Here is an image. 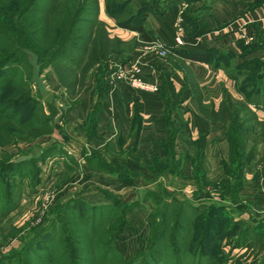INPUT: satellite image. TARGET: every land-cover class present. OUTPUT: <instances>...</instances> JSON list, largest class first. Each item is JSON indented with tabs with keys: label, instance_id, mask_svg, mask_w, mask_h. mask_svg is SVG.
<instances>
[{
	"label": "trees",
	"instance_id": "trees-1",
	"mask_svg": "<svg viewBox=\"0 0 264 264\" xmlns=\"http://www.w3.org/2000/svg\"><path fill=\"white\" fill-rule=\"evenodd\" d=\"M102 1L104 13L114 20L118 28L134 32L141 43H150L157 39L146 27L147 16L150 14L148 11L143 8H134L129 0ZM90 2V0H0L1 148L23 143L29 140V136H39V133L50 132L58 126V123L54 124L52 118L45 112L41 93H32V87L29 85L32 76L30 75L27 79L22 73L20 74L21 65L19 64L26 61V57L29 56L22 48L38 53L39 60L41 56L47 55L49 64H53L60 58H67L68 63L77 68L86 61L90 51L95 52L96 62H103L109 52V46L117 48L123 43L116 37L110 40L103 26H101L103 32L100 34L94 35L90 32L80 34L82 25L89 22H85L82 16L89 12L92 16L98 14V3ZM211 4L198 15L197 19L207 13ZM168 50L169 56L180 60L205 62L216 68H223L227 76L235 80L238 79V73L242 71V68H245V65L237 67L233 65L230 58L234 56L226 50L209 48L204 52H194L174 47ZM254 77H256L255 74L248 80L241 79L239 90L243 94V99L222 95V101L216 112L202 106L197 83L191 76L188 77L198 109L214 119H222L223 116L227 119L224 128L227 155L221 160V165L226 178L225 182L229 183L227 179L232 182L227 187L234 195L230 197L232 200L236 199L238 191L244 184V170L252 161L255 148L253 138L250 137L260 134L255 131L256 128L261 133L264 132V124L258 121L257 115L251 109V107H264L261 94L247 83L253 81ZM161 83L169 87L167 90L164 86L157 89L161 93L164 104L165 139L162 142V155L153 157L147 166L149 172L154 178L167 174L172 178L173 176L181 177L184 163L188 160L193 180L207 185L209 182L204 175L203 142L200 139L198 142L192 140L185 146L184 152L177 153L175 150L177 128L171 121L170 111L172 107L177 109L180 100L178 93L174 91L166 77ZM177 100L179 101L176 105ZM98 110L99 106L89 119H96ZM40 130L43 131L40 132ZM250 139L252 143L249 142ZM181 154L184 156L182 163L179 159ZM9 159L7 156L5 170L20 169L23 163L31 160L30 158L21 162H9ZM163 194H166L165 191H159L153 198L156 210L149 215L151 226L147 248L129 258L117 252L114 240L124 228L125 214L131 209L133 201L122 202L117 199L113 206L91 207L98 209L95 211L92 209L89 212L74 214L66 208L61 210V217L64 220L61 239L58 240L48 227L42 228L33 237L39 239L38 243L42 242L43 237H51L50 247L43 246L42 251L36 252L34 243L30 241L31 243L28 242L18 249L15 260L4 257L0 264H236L232 263L233 250L252 244L249 240V232L245 229L238 231L242 218L235 219L226 212L222 218L215 216L216 223H213L209 215L200 219L193 215L190 229H187L185 219L178 212L174 216L176 217L174 225L169 230L165 215L171 205L163 200ZM104 207H111V210L106 212L103 210ZM210 208L217 211L223 209L222 206L219 208L210 206ZM168 230L171 234L169 240ZM253 230L255 231L254 243H256L261 233L255 224ZM227 236L229 238L225 246L229 245V247L222 249L220 242ZM254 262L251 264H264V257Z\"/></svg>",
	"mask_w": 264,
	"mask_h": 264
},
{
	"label": "rangeland",
	"instance_id": "rangeland-1",
	"mask_svg": "<svg viewBox=\"0 0 264 264\" xmlns=\"http://www.w3.org/2000/svg\"><path fill=\"white\" fill-rule=\"evenodd\" d=\"M90 1V3H98L99 8V3H101L99 0ZM129 1H131L134 8H143L151 15H164L174 18V15L177 14L181 17L183 24L189 26L191 34L194 33L198 15L203 13L213 2V0ZM173 12L176 13L173 15ZM82 18H84L85 22H89L84 26L82 25L79 31L80 34H88V32L94 35L95 33L100 34L103 32L101 26L106 29L105 24L99 21L98 14L97 16H92L89 12L84 14ZM96 18L99 23H96ZM108 34L110 40L115 38L114 35L111 36V33ZM122 41L123 43L117 48L112 45L109 46L110 48L108 47L109 52L103 62H96L95 52L92 50L89 56L86 57V61L77 68L73 64L68 63L67 58H60L53 64H49L47 55L40 57L41 76L47 86L46 92L40 94L41 101L45 112L49 114L54 124L58 123V126L50 132L39 133V136H29V140L23 143L6 146V148L0 147V179H2L0 180V261L4 257H10L15 260L18 249L30 241L34 243L36 252L42 251L43 246L50 247L51 237H43L41 243L37 242L39 241L38 238L33 237L42 228L48 227V230L58 237V240L61 239V229L64 227L61 210L66 208L74 214H78L79 212H89L93 209L91 207L96 205L113 206L114 201L123 199L128 193H133V196L128 200V202L133 201L130 210L144 206V215L148 218L149 226H151L149 215L155 213L156 210V203L153 198L159 191H165L166 194H163V200L168 201L169 205H171L165 215L166 225L169 230L174 225L176 219L174 216L178 212L185 219L187 229H190L191 219L194 216L200 219L209 215L213 223H216L217 217L215 218V216L222 218L226 212V214L231 215L235 219H241L239 218L240 210L238 211L237 209L238 201L241 200L240 193L237 194L235 200H232L230 197L234 195L229 191L230 188L227 189L230 185L229 183H232L231 180L227 179L229 183L225 182V175L219 176L216 171L215 176L206 178L209 182L207 185H203L200 181H194L191 175L190 178L186 177V173L176 179H168L164 175V177L157 176V178H153L149 172L142 171V165L140 164V168L137 166L128 168L125 164L116 166L105 163L103 156L96 151H93L95 156L91 159L92 165L89 163L88 166L95 172H107L110 174V176L114 177L115 181L113 183L117 186H107L106 188L105 185L99 183L100 181H90V177L82 171L77 155L81 153L79 152L81 149L79 144H83V147H85L86 143H83L82 136L79 133L82 131L86 132L90 123L94 124L96 119L91 120L89 116L95 112L104 97L109 98L110 95L119 94L121 96L122 93H132L126 87V84H114L109 78L111 72L110 68H108L109 60H120L117 64L128 63L131 61L128 56L137 52V49H141L142 43L140 41ZM166 57L170 56L167 54ZM28 58L29 56L26 57V61L18 63L21 65L20 74L22 73L27 79L32 75ZM230 59L236 67L244 65L242 62L236 65L234 64L235 59ZM240 74L244 75V68L238 73V75ZM29 85L32 87L33 94L39 93V89L35 86L32 79L29 80ZM94 97L92 112L86 113L87 121L84 122L83 127L79 126L80 124L76 121L66 118L67 113L74 105L84 104L90 98L94 99ZM174 110L176 109L172 107L170 111L171 121L179 124L180 121L175 117ZM176 125L174 124L175 127ZM42 131L40 130V132ZM186 137L187 144L192 140L196 142H198V139L202 142L205 141L202 132L195 139H192L190 133H187ZM215 143L216 141L211 144L210 148L213 153H218L219 144L217 143V146H215ZM185 146L186 143L183 142L181 152L185 151ZM128 151H130L129 153H131L134 162H138L140 158L145 161L146 166L150 164L151 159L154 157L152 155L154 153L150 151L145 154H138L135 145L130 146ZM28 154L32 155L31 160L23 163L20 169L10 168L8 169L10 171L5 170V165L8 162L6 161L7 156L10 158L9 162H14L19 157ZM179 157L182 163L183 154ZM3 162L4 164L2 165ZM207 162L211 168L214 167L212 165L217 164L215 160H207ZM262 164H264V161ZM91 188H94L96 192L98 190L99 195L96 198L85 197ZM210 206H217V208L222 206L223 212L212 209ZM93 210L98 209L95 208ZM103 210L109 212L111 207H104ZM64 219L66 220V218ZM225 222L227 223V220ZM253 226L254 223L252 221L242 218L238 231L245 229V231L249 232V240L252 244L242 249L233 250L232 263L251 264L255 263V260H259L252 253V248L255 244ZM169 230L167 231L168 240L171 238ZM228 238L227 236L221 240L220 246L222 249L223 247L228 249L229 245L225 246Z\"/></svg>",
	"mask_w": 264,
	"mask_h": 264
},
{
	"label": "crops",
	"instance_id": "crops-1",
	"mask_svg": "<svg viewBox=\"0 0 264 264\" xmlns=\"http://www.w3.org/2000/svg\"><path fill=\"white\" fill-rule=\"evenodd\" d=\"M99 1L101 3H99L98 18L101 23L105 24L107 32L111 33V36L114 35L126 42L130 40L139 41L138 35L134 32L118 28L114 20L105 15L103 2L102 0ZM175 13L173 12V15ZM177 16L176 14L173 18L149 14L146 27L168 49L174 47L186 51L204 52L213 48L219 51H229L234 56V64L237 65L242 62L245 65L244 75H239L238 79L235 80L229 78L223 68H216L205 62L184 61L174 56L159 57L154 50L147 48V43H142L141 49H137V52L128 58L130 60L138 59L145 80L157 83L158 87L162 86L163 88L164 86V89L167 90L168 85L161 83L166 77L168 82L172 84L174 91L178 93L180 103L174 110L175 117L180 121L179 124L174 123L177 124L175 140L177 153L181 152L183 142L187 145V133H190L192 139H195L202 132L205 137L203 142L204 175L206 178L213 177L217 172V175L223 176L221 160L227 155L224 132L227 119L225 116L222 119H214L198 109L188 77L191 76L193 81L197 83L202 106L215 112L218 111L222 95L243 99V94L239 90L240 81L241 79L253 78L254 74L256 77L253 81L247 83L264 99V36L262 35L264 31V0L213 1L207 13L196 20L193 34L189 32V26H185L182 21L183 44L181 46L174 44L173 21ZM118 61L120 60H109L108 68L112 71ZM126 87L132 93H122L121 96L119 94L110 95L109 98L104 97L100 101L101 104L94 124L90 123L86 132L79 133L83 143H86L85 147L83 144H79L81 146L79 152L81 153L77 157L80 168L90 177V181H100L99 183L105 185L106 188L117 185L113 183L114 177L107 172H95L88 166L89 163L92 165L91 159L95 156L93 151L99 152L105 159V163L116 166L125 164L128 168L131 166L140 168V164L143 172H149V169L144 160L140 158L138 162L132 160L133 157L128 151L130 146L135 145L138 154H145L147 151L153 152L154 157L162 155L163 151L165 117L161 93L159 91H137L128 85ZM94 100L95 97L94 99L90 98L84 104L74 105L67 113L66 118L76 121L80 124L79 126L83 127L84 122L87 121L85 115L91 111ZM251 109L257 115L258 121L264 124V107H251ZM255 131L260 134H254L250 137L253 138L255 149L252 154V161L244 170V184L238 191L241 200L238 201L237 209L240 210L239 218L252 221L261 233L259 241L252 248L254 257L259 259L264 257V164H262L264 161V132L261 133L258 128ZM251 139L249 140L250 143H252ZM215 141V146L217 143L219 144L218 153H213L210 148ZM216 154L217 156H215ZM207 160H215L217 164L212 165L214 167L211 168L208 166ZM184 173L187 174L186 177L190 178L191 166L188 160L184 163ZM150 175L154 178L152 174ZM164 176L168 179L180 178L179 176L172 178L169 174ZM98 195V190L96 192L94 188H91L85 197L96 198ZM143 208L144 206H139L126 212L124 228L114 240L115 249L126 258L142 251L148 244L150 226Z\"/></svg>",
	"mask_w": 264,
	"mask_h": 264
},
{
	"label": "built area",
	"instance_id": "built-area-1",
	"mask_svg": "<svg viewBox=\"0 0 264 264\" xmlns=\"http://www.w3.org/2000/svg\"><path fill=\"white\" fill-rule=\"evenodd\" d=\"M181 23L182 20L180 16H177L173 21L175 46H181L183 44V32ZM262 35L264 36V31ZM147 48L150 50H154L159 57H165L167 54H169L168 48L159 39H155L153 40V42L147 43ZM142 72V67L140 66V62L138 61V59L131 60L128 63L123 62L120 64H115L109 74V78L114 84L124 83L137 91H156L158 89L157 83L145 80L143 78Z\"/></svg>",
	"mask_w": 264,
	"mask_h": 264
},
{
	"label": "water",
	"instance_id": "water-1",
	"mask_svg": "<svg viewBox=\"0 0 264 264\" xmlns=\"http://www.w3.org/2000/svg\"><path fill=\"white\" fill-rule=\"evenodd\" d=\"M22 50L29 55L28 61L31 66L32 70V80L35 84V86L39 89V92L41 94H44L47 90L46 82L41 76V70H40V63H39V55L38 53L33 52L32 50L28 48H22ZM32 155H23L19 157L18 159L14 160V162H21L25 159L31 158ZM133 196V193H128L123 199H121L122 202H128V200Z\"/></svg>",
	"mask_w": 264,
	"mask_h": 264
}]
</instances>
